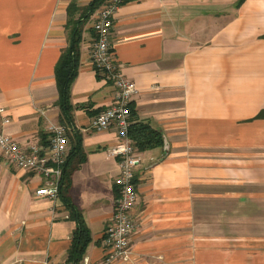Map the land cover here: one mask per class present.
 Returning <instances> with one entry per match:
<instances>
[{"label":"crops","instance_id":"1","mask_svg":"<svg viewBox=\"0 0 264 264\" xmlns=\"http://www.w3.org/2000/svg\"><path fill=\"white\" fill-rule=\"evenodd\" d=\"M92 1L0 0V106L18 142L45 144L59 124L54 72L68 43V8ZM92 18L67 133L69 150L77 132L86 155L69 191L91 233L83 259L98 262L119 167L109 153L115 127L89 129L115 94L91 62ZM111 49L137 86L136 119L164 141L139 152L137 228L119 264H264V0H128ZM40 184L0 155V264H65L76 223L60 199L35 195Z\"/></svg>","mask_w":264,"mask_h":264},{"label":"built area","instance_id":"2","mask_svg":"<svg viewBox=\"0 0 264 264\" xmlns=\"http://www.w3.org/2000/svg\"><path fill=\"white\" fill-rule=\"evenodd\" d=\"M126 1L103 0L92 14L94 39L90 51L91 62L96 72L112 83L115 94L113 103L91 119L89 129L101 132L115 127L116 140L109 148V153L117 159L119 173L114 180L117 195L112 222L102 238L104 255L98 262L84 258L82 264L126 263L131 254V236L137 228L132 210L137 203L135 174L140 157L129 137L130 104L133 95L137 93V86L121 73L111 49L114 18ZM10 123L7 110L0 106V155L4 162L41 178V184L35 190L37 197L58 200L63 166L69 153V128L60 124L51 126L45 144H22L6 134L5 129Z\"/></svg>","mask_w":264,"mask_h":264},{"label":"trees","instance_id":"3","mask_svg":"<svg viewBox=\"0 0 264 264\" xmlns=\"http://www.w3.org/2000/svg\"><path fill=\"white\" fill-rule=\"evenodd\" d=\"M242 1V0H241ZM103 3V0H93L83 9L71 5L68 8V43L61 50L55 65V80L58 92L56 104L59 108V124L72 128L74 106L70 100L71 85L77 77L80 65V43L84 25L90 16ZM79 13L78 16L76 14ZM130 104L129 137L133 140L139 152L162 147L164 144L161 132L152 127L150 123L139 121ZM257 117L264 118V110ZM82 137L74 132L71 138L70 150L63 166V174L59 189V199L68 211V218L76 223V228L71 235V245L67 251L65 264H79L83 259L88 245L91 243V233L82 213L71 201L69 191L72 173L85 161L86 155L81 146Z\"/></svg>","mask_w":264,"mask_h":264},{"label":"water","instance_id":"4","mask_svg":"<svg viewBox=\"0 0 264 264\" xmlns=\"http://www.w3.org/2000/svg\"><path fill=\"white\" fill-rule=\"evenodd\" d=\"M165 148H166V146H165Z\"/></svg>","mask_w":264,"mask_h":264}]
</instances>
